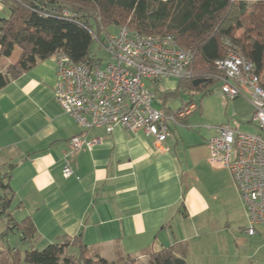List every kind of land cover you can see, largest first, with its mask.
I'll return each instance as SVG.
<instances>
[{"label":"crops","instance_id":"crops-1","mask_svg":"<svg viewBox=\"0 0 264 264\" xmlns=\"http://www.w3.org/2000/svg\"><path fill=\"white\" fill-rule=\"evenodd\" d=\"M11 56L1 60L0 72L17 62ZM57 80L53 56L0 89V165L13 159V215L32 218L39 248L82 235L108 260L178 242L190 254L217 203L246 213L232 174L211 165L208 140L222 125L252 124L249 100H229L219 88L226 119L208 126L210 119H192L191 113L171 123V135L159 144L142 130L83 129L56 102ZM170 84L167 89H175L178 80ZM198 110L203 114V105ZM80 134L100 143L74 151L70 140ZM66 165L74 171L70 177Z\"/></svg>","mask_w":264,"mask_h":264},{"label":"trees","instance_id":"trees-1","mask_svg":"<svg viewBox=\"0 0 264 264\" xmlns=\"http://www.w3.org/2000/svg\"><path fill=\"white\" fill-rule=\"evenodd\" d=\"M0 1L9 10L8 16L0 17V61L20 49L17 62L0 72V89L59 53L74 63H94V34L123 26L141 34L172 36L192 55L190 76L178 80L175 89H156L166 111L171 109L169 102L182 95L189 101L179 109L193 103L200 108L203 99L221 87L226 73L217 61L229 53L253 64L264 89V0ZM12 160L0 165V221L5 224L0 237L19 235L24 249L0 248V264H187L189 248L184 242L161 250L148 247L135 257L121 252L114 260L84 243L82 235L62 236L39 248L32 218L18 221L13 215Z\"/></svg>","mask_w":264,"mask_h":264},{"label":"built area","instance_id":"built-area-1","mask_svg":"<svg viewBox=\"0 0 264 264\" xmlns=\"http://www.w3.org/2000/svg\"><path fill=\"white\" fill-rule=\"evenodd\" d=\"M69 16L68 11H63ZM94 39L107 53V64L95 56V62L74 63L66 54L55 55L57 84L55 100L83 129H103L110 134L120 126L127 131L142 130L162 144L171 135V123L197 110L193 103L182 109L166 111L153 106L156 94L147 81L180 80L190 76L192 55L182 50L172 36L146 35L123 26L116 34ZM217 65L226 76L220 87L229 100L244 98L253 107L251 123L259 133L249 134L229 124L218 127L208 140L210 163L224 168L234 177L245 205L249 236H261L264 245V89L253 73V64L235 53H229ZM100 143L88 141L83 134L74 136V151L92 150ZM64 167L66 177L73 174ZM249 264H264L251 261Z\"/></svg>","mask_w":264,"mask_h":264},{"label":"rangeland","instance_id":"rangeland-1","mask_svg":"<svg viewBox=\"0 0 264 264\" xmlns=\"http://www.w3.org/2000/svg\"><path fill=\"white\" fill-rule=\"evenodd\" d=\"M8 15V7L0 1V17H6ZM107 33L116 34L117 29L109 28L107 32L102 31L99 33V37L103 39ZM91 49L92 53L102 60L103 66L105 67L108 59L107 53L100 48L97 41L93 42ZM19 55L20 49L16 48L11 56V60L18 59ZM2 65V61H0V67ZM173 79L171 78L168 81L169 83H166L164 80L158 85L147 81L148 89L156 94L153 103L155 108L162 107L159 93L156 92L157 87H160L162 90L170 88L172 87L170 83L176 82ZM196 100H199V98ZM188 101L189 98L182 95L170 101L168 107L172 110H177ZM222 101L223 98L218 91V87L214 88L213 95L205 97L202 101L203 114H201L198 108L192 112V119H210L208 126L213 125L215 119H226V106L222 105ZM195 126H200V123ZM234 127L244 133H259V128L254 124L234 123ZM194 130L198 131L197 128ZM246 213H243V211L237 212V209L234 207L229 209L225 205H222V203H217L213 215L210 217V213H207L202 221V224L207 223V225L205 226L204 232L199 234V240H194L193 244H191L187 264H249L251 261L256 263L264 262V245L262 240L260 237L251 239L245 232V228L249 226V220L245 218V216L247 217ZM4 229L5 224L0 221V234ZM9 246H19L24 249L20 237L17 234H10L3 239L0 237V248H8ZM43 248L41 247V249ZM22 264L27 263L23 262Z\"/></svg>","mask_w":264,"mask_h":264}]
</instances>
